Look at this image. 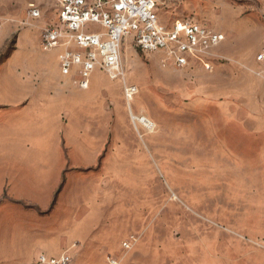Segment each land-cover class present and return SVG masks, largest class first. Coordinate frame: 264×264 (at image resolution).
I'll return each instance as SVG.
<instances>
[{
  "label": "rangeland",
  "instance_id": "obj_1",
  "mask_svg": "<svg viewBox=\"0 0 264 264\" xmlns=\"http://www.w3.org/2000/svg\"><path fill=\"white\" fill-rule=\"evenodd\" d=\"M205 1L158 0L159 13L170 25L190 21L221 32L232 39L233 51L253 56L264 39L259 22L239 19L227 0H218L219 8ZM232 1L262 7L256 0ZM31 2L43 6L44 18L28 20ZM50 8L40 0H13L11 22L27 29L32 49L40 50ZM5 21L0 16V27ZM122 66L125 84L103 72L91 81L112 98L110 116L121 133L108 171L76 173L72 184L85 187L81 203H75L74 188L55 207L45 197L37 204H1L0 264H37L39 256L64 254L73 264H213V255L220 264H264V138L230 113L249 110L245 93L237 108H220L219 98L231 97L228 76L203 82L204 74H213L201 65L177 69L165 55L144 54L130 43L123 47ZM132 86L136 91L128 99ZM259 127L264 131V123ZM124 242L132 243L130 249Z\"/></svg>",
  "mask_w": 264,
  "mask_h": 264
},
{
  "label": "crops",
  "instance_id": "obj_2",
  "mask_svg": "<svg viewBox=\"0 0 264 264\" xmlns=\"http://www.w3.org/2000/svg\"><path fill=\"white\" fill-rule=\"evenodd\" d=\"M227 1L230 7H237L234 13L239 19L259 22L264 32V0H256L262 7ZM205 2L208 7H220L218 0ZM21 4L27 6L26 2ZM11 7L13 0H0V16L6 18L0 27V205L37 204L40 197H45L50 203L48 207H55L74 188L75 203H81L86 201L85 187L73 185L72 178L76 173L85 176L94 169L106 173L112 147L121 140L109 112L108 100L112 98L93 89L92 78L102 72L96 71L89 89L83 90L76 85L75 78L62 74L58 51L43 53L41 41L37 47L43 52L32 49L27 29H18L11 22ZM12 39V50L3 55ZM232 45L228 38L215 49L214 72L208 73L213 75L204 74L203 82L228 76L233 85L229 102L219 98L216 105L237 108L240 93L244 92L245 108L249 110L243 115L230 112L231 116H235L237 123L254 125L255 135L252 131L251 134L264 138L262 128H257L264 123V66L257 60L264 50V39L253 56L233 51ZM222 60L232 64L225 68ZM242 79L247 82L238 83ZM204 90L208 92L207 88ZM260 156H264V147ZM156 248L151 246L150 251L155 252ZM212 259L210 263H221L219 255Z\"/></svg>",
  "mask_w": 264,
  "mask_h": 264
},
{
  "label": "built area",
  "instance_id": "obj_3",
  "mask_svg": "<svg viewBox=\"0 0 264 264\" xmlns=\"http://www.w3.org/2000/svg\"><path fill=\"white\" fill-rule=\"evenodd\" d=\"M51 7L52 15L43 29L41 48L58 51L64 76L76 79L83 90L90 87L96 71L125 84L122 51L130 43L144 53H161L177 69L201 65L207 73L214 71V50L226 41V35L190 21L167 24L160 16L158 0H40ZM43 6L28 4L29 21L45 17ZM257 60L264 66V50ZM136 87L126 88V97ZM131 242L123 247L130 249ZM37 264H73L72 258L41 256ZM109 264H118L111 259Z\"/></svg>",
  "mask_w": 264,
  "mask_h": 264
},
{
  "label": "bare ground",
  "instance_id": "obj_4",
  "mask_svg": "<svg viewBox=\"0 0 264 264\" xmlns=\"http://www.w3.org/2000/svg\"><path fill=\"white\" fill-rule=\"evenodd\" d=\"M133 119H136L135 117H133ZM137 120L143 124V126H145L146 128L148 129H151L154 127V124L152 121L148 120L147 118L145 117H139L137 118Z\"/></svg>",
  "mask_w": 264,
  "mask_h": 264
},
{
  "label": "trees",
  "instance_id": "obj_5",
  "mask_svg": "<svg viewBox=\"0 0 264 264\" xmlns=\"http://www.w3.org/2000/svg\"><path fill=\"white\" fill-rule=\"evenodd\" d=\"M12 48H13V47H12ZM11 50H12V49H11ZM11 50H10V51H11ZM10 51H9L6 55H8V54L10 53ZM0 61H1V60H0Z\"/></svg>",
  "mask_w": 264,
  "mask_h": 264
}]
</instances>
